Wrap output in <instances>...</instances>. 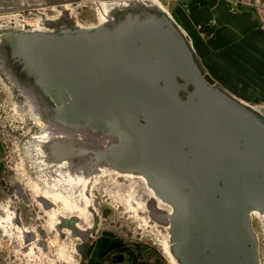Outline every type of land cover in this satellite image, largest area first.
Masks as SVG:
<instances>
[{"label":"water","instance_id":"obj_1","mask_svg":"<svg viewBox=\"0 0 264 264\" xmlns=\"http://www.w3.org/2000/svg\"><path fill=\"white\" fill-rule=\"evenodd\" d=\"M2 43L56 119L119 137L109 161L174 206L180 264H259L249 211L264 212V115L213 83L167 14L142 7L91 27L8 31Z\"/></svg>","mask_w":264,"mask_h":264},{"label":"rangeland","instance_id":"obj_2","mask_svg":"<svg viewBox=\"0 0 264 264\" xmlns=\"http://www.w3.org/2000/svg\"><path fill=\"white\" fill-rule=\"evenodd\" d=\"M9 1L21 6L0 4L6 6L0 9V264H108L113 252L126 257L115 264H180L170 245L168 251L174 206L151 198L138 176L103 171L119 137L56 119L45 96L7 60L2 36L94 26L101 13L116 19L142 7L164 12L213 83L264 115V0ZM222 8L233 20L225 22L229 27H245L236 32L250 37L249 50L232 51L219 41L215 16ZM54 142L71 153L54 157L48 148ZM67 173L86 181H70ZM250 224L264 264V217L253 214Z\"/></svg>","mask_w":264,"mask_h":264},{"label":"bare ground","instance_id":"obj_3","mask_svg":"<svg viewBox=\"0 0 264 264\" xmlns=\"http://www.w3.org/2000/svg\"><path fill=\"white\" fill-rule=\"evenodd\" d=\"M105 22V21H104ZM46 137H50V135H46V136H43V138H41L40 140L45 141L46 140ZM39 145V144H38ZM43 145V144H42ZM42 147V146H40ZM39 148V147H38ZM49 148V151L51 154H54V157H59L60 155L64 154V153H69L70 149L67 147V144L66 143H62V142H54V143H51L49 144L48 146ZM43 151H45V147H42ZM46 152V151H45ZM41 154V153H39ZM43 156V155H42ZM44 157V156H43ZM65 161L64 162H60V165L61 166H66L65 165ZM109 164H104L101 168L103 171H112V172H116L120 175H127V176H138L140 177L141 179H143V181L145 182L147 188H148V193L149 195L151 196V198L155 199L156 201H158L159 203L160 202H164V199L159 196L156 192V190L149 184L146 176L139 172V171H129V170H122L120 168H118L117 166H115L114 164H112V162H108ZM59 171V170H58ZM98 172V171H97ZM100 173V172H98ZM66 177L68 180L70 181H73V180H79V181H86V178L82 177V176H73L71 174H66ZM170 212V211H169ZM253 214H260L261 216L264 217V212H262L261 210H259L258 208H252L250 211H249V217L252 216L253 217ZM168 251L170 253V250H169V243H168ZM173 260L177 263L176 259L172 256ZM178 264V263H177Z\"/></svg>","mask_w":264,"mask_h":264},{"label":"crops","instance_id":"obj_4","mask_svg":"<svg viewBox=\"0 0 264 264\" xmlns=\"http://www.w3.org/2000/svg\"><path fill=\"white\" fill-rule=\"evenodd\" d=\"M225 11L226 10H224L222 8L221 13H219V14H217L215 16L216 19L218 18L217 19V23H218V26H219V32H218L219 33L218 34L219 41L223 45H225L226 47L227 46L230 47V49L232 51H236L235 50L236 48H241L242 46H244L247 50H249L248 47H247V40L250 37L247 35V33L241 34V33H237L236 32V30H240V31L243 30V31H245L246 30L245 27H243V28L242 27H239L237 24H236L237 28H235V29H232L231 27H229L225 22L231 23L233 20L230 19V13H227L226 14ZM210 13L211 14L213 13L212 10H209L208 15ZM203 26H205V25H203ZM220 26H221V30H220ZM208 28H209V25H208V27H205L206 30H208ZM249 35H251V34H249ZM244 39L246 40V43L245 44L241 43V41L244 40ZM221 49H223V48H221Z\"/></svg>","mask_w":264,"mask_h":264},{"label":"flooded vegetation","instance_id":"obj_5","mask_svg":"<svg viewBox=\"0 0 264 264\" xmlns=\"http://www.w3.org/2000/svg\"><path fill=\"white\" fill-rule=\"evenodd\" d=\"M57 1V0H56ZM58 2H62V1H58ZM99 6H100V4H98ZM66 7V6H65ZM101 7V6H100ZM102 17V19L100 20V22L98 23V24H100V23H102V22H104V21H107V20H110L109 19V15H105V14H103V13H101L100 14ZM95 26V25H94ZM75 27H77V26H75ZM78 27H91V26H83V25H81V24H78ZM39 30V29H38ZM59 136H61L60 135V133H59ZM108 162H110V161H108ZM105 164H109V163H105ZM165 203V202H164ZM166 204V203H165ZM110 259H111V261L108 263V264H115V262L116 261H123V260H125L126 259V257H125V255L123 254V253H121V252H113V254L110 256ZM127 264H132V262H129V260H127Z\"/></svg>","mask_w":264,"mask_h":264}]
</instances>
